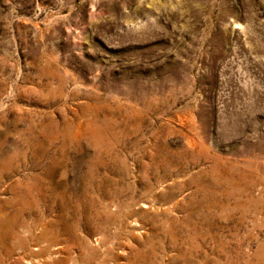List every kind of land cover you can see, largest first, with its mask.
Returning a JSON list of instances; mask_svg holds the SVG:
<instances>
[{
	"label": "rangeland",
	"instance_id": "374dc122",
	"mask_svg": "<svg viewBox=\"0 0 264 264\" xmlns=\"http://www.w3.org/2000/svg\"><path fill=\"white\" fill-rule=\"evenodd\" d=\"M0 264H264V0H0Z\"/></svg>",
	"mask_w": 264,
	"mask_h": 264
},
{
	"label": "bare ground",
	"instance_id": "6f19581e",
	"mask_svg": "<svg viewBox=\"0 0 264 264\" xmlns=\"http://www.w3.org/2000/svg\"><path fill=\"white\" fill-rule=\"evenodd\" d=\"M0 221H2V219Z\"/></svg>",
	"mask_w": 264,
	"mask_h": 264
}]
</instances>
